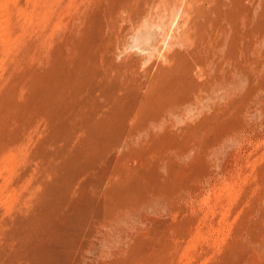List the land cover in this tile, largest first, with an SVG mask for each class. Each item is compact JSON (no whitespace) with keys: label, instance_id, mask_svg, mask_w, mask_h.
<instances>
[{"label":"rangeland","instance_id":"1","mask_svg":"<svg viewBox=\"0 0 264 264\" xmlns=\"http://www.w3.org/2000/svg\"><path fill=\"white\" fill-rule=\"evenodd\" d=\"M222 28L221 78L189 53ZM263 29L264 0H0V264L85 181L108 196L68 215L60 264H264ZM75 62L103 91L55 89Z\"/></svg>","mask_w":264,"mask_h":264},{"label":"bare ground","instance_id":"2","mask_svg":"<svg viewBox=\"0 0 264 264\" xmlns=\"http://www.w3.org/2000/svg\"><path fill=\"white\" fill-rule=\"evenodd\" d=\"M163 4V3H162ZM183 4V3H182ZM214 4V3H213ZM219 5V4H218ZM211 7H213V5L211 6ZM215 7V6H214ZM210 8V7H209ZM218 10V9H217ZM220 10V9H219ZM227 10V9H226ZM229 10V9H228ZM227 10V11H228ZM238 11V10H237ZM239 12V11H238ZM207 13V12H206ZM206 13H204V14H206ZM217 13V12H216ZM224 13V12H223ZM239 14V13H238ZM217 15V14H216ZM201 16V15H200ZM211 16V15H210ZM230 16H232V15H230ZM119 18V17H118ZM186 19V18H185ZM231 19H233V18H231ZM188 20V19H187ZM158 21V20H157ZM222 21V20H221ZM110 22V21H109ZM198 22V21H197ZM211 22L212 21H209V24H211ZM217 22V21H216ZM251 23V22H250ZM249 23V24H250ZM262 24V23H261ZM260 24V25H261ZM222 25V24H221ZM236 25H237V23H236ZM190 26V25H189ZM200 26V25H199ZM209 26V25H208ZM239 26H241V25H239ZM201 27V31L202 32H205V30L207 29L206 28V26L205 25H202V26H200ZM188 28V27H187ZM186 28V29H187ZM227 28V27H226ZM242 28V27H241ZM237 29V28H236ZM249 29V28H248ZM182 31V30H181ZM185 31V30H184ZM207 31V30H206ZM236 31V30H235ZM235 31H234V33H235ZM263 31H264V29H263ZM187 32V31H186ZM189 34V33H188ZM211 34H213V33H211ZM241 34V33H240ZM248 34V33H247ZM183 35H184V33H183ZM202 35V34H201ZM204 36H208V35H205L204 34ZM229 36H230V31L229 30H226L225 28H222V29H220V30H217L214 34H213V36L211 37L210 35H209V38L211 37L212 39L208 42V43H205V44H200V46H198V45H196V46H194V47H192L191 48V51H190V49H189V51H190V53L189 54H195V53H197L199 50H201V49H203V50H205V49H211V51L213 52L212 53V58L209 60V57H204L203 59V61L204 62H207V64L209 65H212L213 64V67L214 68H216L217 69V71H218V73L216 74L217 76H218V74L221 76V78H222V74H225V73H234L233 71H235V69H236V67H235V64L232 62V61H230V60H227V59H225V56H224V54L222 53V48H224L225 47V45L227 44V41H228V38H229ZM204 38V37H203ZM208 38V37H207ZM231 38V37H230ZM190 40V39H189ZM189 40H188V42H189ZM239 40H240V37H239ZM262 40H264V35H262L261 36V41ZM183 41V40H182ZM187 41V40H186ZM243 42V41H242ZM183 44H184V41H183ZM188 44V43H187ZM247 44V43H246ZM190 45V44H189ZM93 47V46H92ZM187 50H188V48H187ZM177 51H179V50H177ZM247 51V50H246ZM185 52V51H184ZM76 53V52H75ZM175 53H177V52H175ZM174 53V54H175ZM181 53V52H180ZM183 53V52H182ZM181 53V54H182ZM173 54V55H174ZM177 55V54H176ZM198 55V54H197ZM248 55V54H247ZM99 56H100V54H99ZM193 56V55H192ZM241 56V55H240ZM173 57V56H172ZM92 59V58H91ZM178 60V59H177ZM65 61V60H64ZM176 61V60H175ZM100 62V61H99ZM168 62V61H167ZM179 62V61H178ZM188 62V61H187ZM76 64H69V65H65V66H68V70L66 71V72H64L63 74H60L59 76H57V77H55L54 78V81L56 82V86H55V89L56 90H58V89H60L61 91L63 90V89H66V90H69L68 92H66L67 94H71V90L69 89V84L70 83H72V82H75V84L76 85H78V91H79V93L81 92V91H84V94L85 93H91L93 90H100V89H102V91H103V86H102V84H103V82H102V80L100 81V82H93V83H91V82H88V81H86V80H84V79H82L81 77H78V75L76 74V73H74V71H76V69H78L79 67H80V64H78V62H75ZM98 63V62H97ZM96 63V64H97ZM105 63V62H104ZM196 63H197V61H196ZM199 63V62H198ZM179 64V63H178ZM188 64V63H187ZM234 64V65H233ZM189 65V64H188ZM191 65V64H190ZM192 65H193V63H192ZM205 66V65H204ZM208 67V66H207ZM212 67V68H213ZM106 68V67H105ZM213 68V69H214ZM101 69V68H100ZM109 69V68H108ZM205 69V68H204ZM88 70V69H87ZM95 70V69H94ZM89 71V70H88ZM102 71V70H101ZM100 71V72H101ZM194 71V70H193ZM205 71V70H204ZM237 71V70H236ZM90 72H92V71H90ZM95 72H97L98 73V71H95ZM144 72V71H143ZM207 72V71H206ZM225 72V73H224ZM61 73V72H60ZM81 73V72H80ZM94 75H95V73H94ZM97 75V74H96ZM117 75V74H116ZM120 75V74H119ZM144 75V74H143ZM195 75V74H194ZM206 75L208 76V73H206ZM215 75V76H216ZM134 76V75H133ZM186 76V75H185ZM87 77H88V75H87ZM96 77V76H95ZM121 77V76H120ZM124 77V76H123ZM174 77V76H173ZM200 77V76H199ZM225 77V76H224ZM99 80H100V78H98ZM119 79V78H118ZM109 80V79H108ZM168 80V79H167ZM53 81V82H54ZM148 81V80H147ZM173 81V80H172ZM208 81V80H207ZM158 82V81H157ZM198 82V81H197ZM226 82V81H225ZM188 83V82H187ZM227 84V83H226ZM214 86L215 87H222L221 86V83H220V80H217L216 82H214ZM144 87V86H143ZM54 88V87H53ZM52 88V89H53ZM54 89V90H55ZM106 89V88H105ZM64 91V90H63ZM91 91V92H90ZM106 91V90H105ZM158 91V90H157ZM156 92V91H155ZM154 92V93H155ZM168 92V91H167ZM76 93H77V91H76ZM75 93V94H76ZM82 93V92H81ZM157 93H159V92H157ZM161 93V92H160ZM198 93V92H197ZM74 94V93H73ZM72 95V94H71ZM166 95V94H165ZM47 96H49V93L47 94ZM190 97V96H189ZM160 98V97H159ZM145 99V98H144ZM162 99V98H161ZM185 99V98H184ZM146 100V99H145ZM134 101V100H133ZM149 101V100H148ZM151 101V100H150ZM175 102V101H174ZM177 102V101H176ZM189 102H191V101H189ZM185 103H186V101H185ZM154 105V104H153ZM119 107V106H118ZM152 107V106H151ZM165 107H166V104H165ZM121 109V108H120ZM166 111V110H165ZM107 116H109V114L107 115ZM124 117V116H123ZM101 119V118H100ZM134 119V118H133ZM121 120V119H120ZM124 120V119H123ZM122 121V120H121ZM119 122V121H118ZM97 123V122H96ZM98 123H100V122H98ZM97 123V124H98ZM114 123H116V122H114ZM131 123V122H130ZM101 124V123H100ZM119 124V123H118ZM114 125V124H113ZM132 125H134V123L132 124L131 123V125L130 126H132ZM142 125V124H141ZM150 124H148V126H149ZM95 126V125H94ZM98 126H99V124H98ZM105 126V125H104ZM119 126H121V125H119ZM96 127V126H95ZM116 127V126H115ZM147 127V126H146ZM100 128V127H99ZM108 128H110V127H108ZM142 129V128H141ZM76 131V130H75ZM114 132V131H113ZM112 132V133H113ZM110 133V132H109ZM111 136V135H110ZM127 137H128V135H126ZM102 137H104V136H102ZM130 137H131V135H130ZM153 138V137H152ZM157 138V137H156ZM118 139V138H117ZM122 140L119 142V141H117V146L115 147L117 150H119V149H121V148H123L124 146H125V143H126V140H125V137L124 138H121ZM156 142V141H155ZM157 143V142H156ZM93 144V143H92ZM160 146H162V145H160ZM168 148V147H167ZM78 150H79V148H78ZM82 150V149H81ZM85 150V149H84ZM83 151V150H82ZM88 151H89V149H88ZM120 152V151H119ZM169 152V151H168ZM118 153V152H117ZM86 154V153H85ZM83 157V156H82ZM87 157V156H86ZM159 157V156H158ZM178 157V156H177ZM89 158V157H88ZM91 158H93V157H91ZM156 158V157H155ZM92 160V159H91ZM154 160V159H153ZM168 160V159H167ZM155 161V160H154ZM160 165V164H159ZM102 166L104 167V169L105 168H107L108 167V164H106V163H103L102 164ZM91 167V166H90ZM81 168V167H80ZM97 170V169H96ZM91 173H93V172H91ZM81 174V173H80ZM84 174V173H83ZM117 175V174H116ZM154 175V174H153ZM160 176H162L160 173H157L154 177H155V181H157V182H161L162 181V179H161V177ZM153 177V178H154ZM116 178L114 177V178H110L109 179V182H110V184L112 185L114 182H116ZM94 183H91L90 181H85V182H82V183H79L78 184V188H77V190L76 191H74L73 192V197H72V201L71 202H69V203H67L65 206H63L62 208H59V210H57L56 212H52L51 214H50V218H49V220H50V224L51 225H49V226H51V228H50V230H49V228H48V230H46L45 229V231H44V229L42 230V233H40V231L39 232H37L38 234H39V237L42 235V234H44L45 235V232L47 233V235L49 236V238H51V239H49L48 237H47V235H46V237L49 239V240H51L50 241V244H48L47 243V245H45V246H43L44 245V243H43V245H42V247L40 246L39 248H37V246H35L36 248L35 249H32L31 248V250L30 249H28V248H30L32 245H30V244H28V245H26V246H29L30 245V247H28L27 248V251L28 250H30V251H28V252H30L26 257H23L22 259H20V260H22V261H26V262H20V264L21 263H23V264H52V262H54L53 260V258L54 257H56L55 256V254H57L55 251H59V250H55V247H62V246H64L63 244H60V243H57V246H55V244H56V240H58V242H61L60 240H62V239H58V238H60L61 237V235L63 234V232L64 231H66V229L68 228V227H70L71 228V226H68V225H66L68 222L69 223H71L70 221L71 220H69L67 223H66V221L68 220V215L69 214H71V211L72 210H76L77 211V209H80L81 211H82V207H80V204H79V202L81 201V199H84L86 202H88V201H92V200H94V199H96L97 200V197L98 196H100L101 194L103 195V196H108V194H107V192H105V191H103L100 195H98L96 198H95V196H93V197H91V194H89L88 193V190H89V188L93 185ZM117 184V183H116ZM151 184V183H150ZM110 185V186H111ZM114 185V184H113ZM131 186V185H130ZM137 187V186H136ZM98 202V201H97ZM82 206V205H81ZM107 206V205H106ZM87 208V207H86ZM118 209H120V208H117V210ZM79 210V211H80ZM117 210H115L112 214H114V215H112L113 217L119 212V213H121L122 212V210L120 209L117 213H116V211ZM121 211V212H120ZM54 213V214H53ZM116 213V214H115ZM117 215H119V214H117ZM113 217H112V219H113ZM111 218V217H110ZM115 218H116V216H115ZM67 219V220H66ZM110 219L108 218V220H106L107 222H110L109 221ZM106 221H104V223H103V226H105V222ZM114 221V220H113ZM111 223H112V220H111ZM110 223V224H111ZM101 224V223H100ZM109 224V223H108ZM106 226H107V224H106ZM69 231H70V229H68ZM67 230V231H68ZM71 230H73V228L71 229ZM69 231H68V234H69ZM44 232V233H43ZM35 234H36V232H34ZM33 233V234H34ZM64 233H66V232H64ZM32 234V233H31ZM32 234V235H33ZM37 234V235H38ZM37 235H35V236H32V237H36ZM63 235H67V233L66 234H63ZM43 236V235H42ZM42 236L40 237L41 238V240H38V236H37V241H38V243H40L39 241H43V238H42ZM71 236V235H70ZM69 236V237H70ZM43 237H45V236H43ZM39 238V239H40ZM46 238V239H47ZM47 239V240H48ZM48 240V241H49ZM32 241V240H31ZM62 241H65V239H63ZM33 242V241H32ZM73 242V241H72ZM63 243H66V242H63ZM71 243V242H70ZM33 244H34V242H33ZM46 244V243H45ZM59 244H60V246H59ZM38 245V244H37ZM67 245V244H66ZM66 245H65V248H66ZM39 246V245H38ZM63 248V247H62ZM65 248H63L62 250L63 251H65L64 249ZM24 250H26V248H25V246H24V249L23 250H21V252L23 253L24 252ZM18 252V251H17ZM27 252V253H28ZM60 252H61V250H60ZM67 253H68V250L66 251ZM66 252H63V257H64V255L66 256V257H69V256H67V254H66ZM70 252V251H69ZM19 253H20V251H19ZM19 253H16L15 255H17V254H19ZM25 253V252H24ZM107 253V252H106ZM26 254V253H25ZM62 254V253H61ZM60 253L57 255V256H59V258L61 259L62 257H60V255H61ZM22 256H24V255H22ZM62 256V255H61ZM65 257V258H66ZM26 260H25V259ZM59 258H58V260H57V257H56V259L55 260H57V261H55V262H58L59 261ZM64 258V259H65ZM24 259V260H23ZM36 259H38V260H36ZM53 259V260H52ZM15 260H18V259H15ZM34 260H36V262L34 261ZM69 260H73L74 261V259H69L68 258V260L66 261V260H64L65 262H62V263H64V264H68L67 262L69 261ZM34 261V262H33ZM46 261H48V262H46ZM62 261V260H61ZM15 263H18L19 262V260H18V262H16V261H14ZM14 262H12V264L14 263ZM72 262V261H71ZM80 262V261H79ZM61 263V264H62ZM74 263H76V262H74ZM54 264H57V263H54ZM58 264H60L59 262H58ZM76 264H79L78 262L76 263ZM104 264H106V263H104Z\"/></svg>","mask_w":264,"mask_h":264}]
</instances>
